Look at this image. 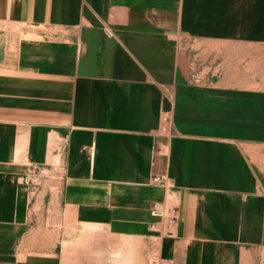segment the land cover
Masks as SVG:
<instances>
[{
	"label": "crops",
	"instance_id": "crops-1",
	"mask_svg": "<svg viewBox=\"0 0 264 264\" xmlns=\"http://www.w3.org/2000/svg\"><path fill=\"white\" fill-rule=\"evenodd\" d=\"M6 24L33 37L0 46V264L150 245L155 201L173 264L264 262V0H0Z\"/></svg>",
	"mask_w": 264,
	"mask_h": 264
},
{
	"label": "rangeland",
	"instance_id": "rangeland-1",
	"mask_svg": "<svg viewBox=\"0 0 264 264\" xmlns=\"http://www.w3.org/2000/svg\"><path fill=\"white\" fill-rule=\"evenodd\" d=\"M27 29H24L22 27H18L16 25L9 26L8 24L4 26H0V33L4 35L0 37V46L6 45L8 47V50H12L13 52L17 49V46L20 43L21 40H31L32 34L26 32ZM264 38V35H263ZM190 44V43H189ZM219 54L220 57H214L218 61L222 62L223 53ZM200 57V59H199ZM213 57L211 58V61L215 60ZM200 60L201 66L198 64L197 60ZM205 61V62H204ZM208 61V54L206 52H203L201 54H197L195 52L193 63L191 60V63L193 64V70L195 73L192 74L191 80L194 81H209L213 80L214 76L217 78L224 76L220 73H213L212 69L210 72H208L207 68L202 70V65L207 66ZM262 61H263V67H262V74H258V80L261 81L264 87V44L262 49ZM246 59L242 58V64H241V72L232 74V80H246L250 81L255 78V74L248 73L246 70L247 64H245ZM213 65V64H212ZM199 68L201 69L199 71ZM259 69V67H258ZM260 78V79H259ZM170 125V121H169ZM34 177H38L40 180L42 178V174L40 172H36V175ZM39 181V180H37ZM31 221V220H29ZM77 235V234H76ZM78 236V235H77ZM76 236V237H77ZM94 236L93 234H85L82 235V237L87 242H91L94 239H91V237ZM125 242V243H124ZM127 240L121 239V245H70V251L66 255L65 264H149L148 256H149V249L150 245H145L144 239L140 238L139 241H135L132 243V245H127Z\"/></svg>",
	"mask_w": 264,
	"mask_h": 264
},
{
	"label": "built area",
	"instance_id": "built-area-1",
	"mask_svg": "<svg viewBox=\"0 0 264 264\" xmlns=\"http://www.w3.org/2000/svg\"><path fill=\"white\" fill-rule=\"evenodd\" d=\"M169 121L170 118L167 114L162 117L161 130L164 133L169 130ZM152 183L155 185L163 184V176L155 175ZM149 211L153 218L149 223V264H173L170 259L162 256L161 243L164 237L174 235L179 221V210L176 206L164 207L160 202L155 201L151 204Z\"/></svg>",
	"mask_w": 264,
	"mask_h": 264
}]
</instances>
